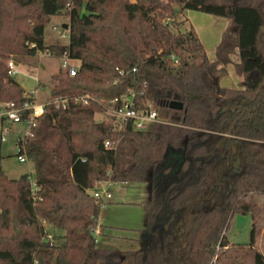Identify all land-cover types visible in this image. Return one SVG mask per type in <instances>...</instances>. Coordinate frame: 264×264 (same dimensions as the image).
I'll return each instance as SVG.
<instances>
[{
  "label": "trees",
  "instance_id": "16d2710c",
  "mask_svg": "<svg viewBox=\"0 0 264 264\" xmlns=\"http://www.w3.org/2000/svg\"><path fill=\"white\" fill-rule=\"evenodd\" d=\"M183 9L230 20L215 61L192 25L180 29ZM63 11L68 42L46 45L44 28ZM42 51L79 60L75 75L51 76L47 100L132 90L138 109L178 114L137 130L96 121L95 102L46 105L23 142L33 178H9L0 158V264H264L254 198L264 195V0H0V103L33 100L7 61ZM232 54L239 87L211 82ZM102 181L147 184L139 249L96 244L91 191ZM235 214L252 219L247 243L228 242Z\"/></svg>",
  "mask_w": 264,
  "mask_h": 264
},
{
  "label": "rangeland",
  "instance_id": "374dc122",
  "mask_svg": "<svg viewBox=\"0 0 264 264\" xmlns=\"http://www.w3.org/2000/svg\"><path fill=\"white\" fill-rule=\"evenodd\" d=\"M68 21V15L65 11L51 16L49 23L44 28V43L46 45L66 44L68 42ZM177 21L181 30L189 28L191 21L188 19L186 9L180 10ZM199 22V28L202 30L209 27L207 22L202 20ZM63 24H66L67 28H64ZM54 26L56 29L53 28ZM204 42L206 50H210L207 41ZM11 59L15 62L18 61V65L16 66L17 73L13 75V78L21 85L25 93H33L35 99L43 102L52 85L51 76L56 74L60 69V59L53 55H48L47 51H42L41 54L33 57L13 56ZM69 62L72 65L79 66V60L77 59H70ZM213 73L209 77L211 82H215L223 87H239L241 76L235 73L231 62L225 64V72L220 78H216ZM177 114L175 108H171L159 112V117H165L166 115L174 117ZM94 118L96 121H100L105 117L103 114L97 113ZM6 129H8V132L5 134V141L0 143V158L3 171L9 178H18L22 174H28L32 179L34 176L32 160L27 158L21 162L17 159L16 140L18 136L20 137L24 134L26 125L6 121L3 130L5 131ZM108 190L113 197L112 203L105 209V216L111 218L114 222L120 223L123 225V228H131L130 231L134 230L133 232H135V230L141 229L144 223V203L142 202H144L146 196L145 183L132 182L126 184L124 187L118 183H111ZM254 198L262 206V213L256 225L258 233L256 234L255 245L264 253V195L255 196ZM48 228L51 230L53 227L49 225ZM251 229L252 219L250 215L235 214L231 218L226 231L228 242H249ZM53 232L55 231L53 230ZM135 243L134 241L129 242V244L133 245Z\"/></svg>",
  "mask_w": 264,
  "mask_h": 264
},
{
  "label": "built area",
  "instance_id": "2783aa9c",
  "mask_svg": "<svg viewBox=\"0 0 264 264\" xmlns=\"http://www.w3.org/2000/svg\"><path fill=\"white\" fill-rule=\"evenodd\" d=\"M53 28L56 29L55 26ZM31 46H33V44H31ZM47 54L52 56L48 51ZM58 58L60 59V68L67 71L71 76L75 75L78 66L70 64L69 60L71 58L69 57L68 52L64 51ZM7 67L9 75L13 76L17 73L16 62L13 59L7 61ZM28 94L33 100L24 102L20 107L14 106L13 103L10 102L0 103V124L3 121H8L11 123L26 125L24 134L18 138L21 142V152L17 154V159L21 162L27 159L23 142L26 137H31L33 135L32 130L37 125V118L44 113L46 105H53L57 109H67L71 101L83 105L95 102L103 109L101 114L104 115V119L111 120L115 127H120L124 122L130 121L131 126L134 129L139 130L151 123L161 121L157 110L150 105H148L146 109L137 108L135 93L132 90L109 99L97 98L86 93L79 95L72 100L68 96L55 95L49 100L44 99L43 102H39L35 99L33 93ZM24 113H26V117H23ZM7 132L8 129L5 131L0 129V143L5 141V134ZM105 145L107 146L108 142H106ZM16 147L19 149L17 143ZM100 183L101 182H96L95 189H93L91 193L100 206L103 207L106 204V201L110 198V193L105 189L99 188L98 185Z\"/></svg>",
  "mask_w": 264,
  "mask_h": 264
},
{
  "label": "crops",
  "instance_id": "0c3cea01",
  "mask_svg": "<svg viewBox=\"0 0 264 264\" xmlns=\"http://www.w3.org/2000/svg\"><path fill=\"white\" fill-rule=\"evenodd\" d=\"M163 1H166V0H163ZM201 13L202 12H198L194 10H187L188 19L189 21H191V25L194 27L201 43L203 44L207 57L209 58L210 61H215L216 60V57H215L216 47L220 42L222 33L230 27V20L227 18H223V17L213 16V15H209L205 13L201 14ZM200 20L207 22L209 27L207 29L204 28L203 30L199 28ZM201 35L203 36V38ZM204 41H207L208 45L210 46L209 48L210 50H206ZM62 44H65V43H62ZM235 56H236V59H235ZM237 60H238V55L232 54L231 55L232 65ZM17 65H18V61H16V66ZM233 70H234V67H233ZM224 72H225V64L219 63L217 64V71L214 72L213 74L216 78H220V76H222ZM241 80H242V77H241ZM5 122L6 121H3L0 124V129L4 128ZM111 183L112 184L118 183L124 187L126 186V184H129L132 182L102 181L98 185V187L105 189L109 192L108 188L110 187ZM133 183H136V182H133ZM145 186H146V196L144 198V202L142 203H145L148 199V186L147 184H145ZM112 197L113 196L110 193V198L106 201V204L100 209L98 219H97V225L93 233L96 244L101 248H107V249H111V250L118 251V252L137 250L139 249L137 247H140L143 243L145 218H144V223L141 229H137L135 230V232H133L134 230L130 231L131 228H123L122 227L123 225H121L120 223L114 222V220H112L111 218H107L105 216L106 214L105 209L112 203ZM131 241H134L136 243L134 245L129 244V242Z\"/></svg>",
  "mask_w": 264,
  "mask_h": 264
},
{
  "label": "water",
  "instance_id": "95a60500",
  "mask_svg": "<svg viewBox=\"0 0 264 264\" xmlns=\"http://www.w3.org/2000/svg\"><path fill=\"white\" fill-rule=\"evenodd\" d=\"M63 27L64 28H67V25L66 24H63ZM173 107H179V106L175 104V105H173Z\"/></svg>",
  "mask_w": 264,
  "mask_h": 264
}]
</instances>
